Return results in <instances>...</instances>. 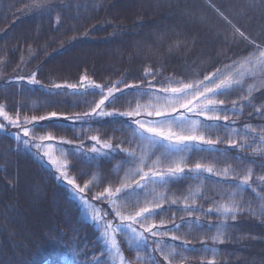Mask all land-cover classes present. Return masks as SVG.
Returning a JSON list of instances; mask_svg holds the SVG:
<instances>
[{
    "label": "trees",
    "instance_id": "trees-1",
    "mask_svg": "<svg viewBox=\"0 0 264 264\" xmlns=\"http://www.w3.org/2000/svg\"><path fill=\"white\" fill-rule=\"evenodd\" d=\"M37 4L40 7H37ZM239 29L248 40L236 32ZM253 41L254 43H249ZM264 47V0H0V104L10 116L19 114L20 128L6 125L0 131V264H62L63 256L70 254L76 264H110L111 257L105 253L102 231L90 220L85 206L72 195V185L55 171L37 150L18 143L15 136L23 137L24 119L49 116L38 120L35 136L51 133L56 137L45 144L53 145V154L60 151L67 155L68 176L83 187L93 174L99 182L90 185L79 196L107 212L106 220L120 223L105 199H93L111 185H120L127 170L121 166L127 156L119 149L112 158L98 157L88 162L76 149L92 155L91 147L99 145L91 140L98 136L101 141H110L115 147L129 148L131 134L128 118L95 117L71 123L77 115L91 111L102 98L93 94L98 89L88 88V81L100 84L105 90L119 82V99L106 101V111L123 112L150 98L131 95L140 85L146 91L148 85L159 87L167 78L190 81L203 80L205 75L223 69L225 65L243 60L254 51L255 45ZM226 70V69H225ZM146 72L150 75L146 76ZM38 83L30 84L32 77ZM81 77H86L84 87ZM23 78V79H21ZM77 85L55 88L54 85ZM257 89L251 103L240 101L243 109L239 115H229L225 122L205 121L213 130L208 134L221 139L214 146H203L202 152L192 151L185 166L186 176L192 175L189 168L200 162L222 172L229 168L235 178L224 179L209 173H201V179L182 178L165 187L156 188L147 199L163 193L166 196L162 207L150 221L167 235L148 237L150 247L130 250L123 233L117 234L120 251L127 264H141L136 260L144 257L143 264H264V215H250L248 205L259 213L261 202L250 188L237 193V200L244 206L235 220L224 224L223 242L213 241L216 225L222 223L210 207L227 202L235 189L228 185L239 183L240 177L251 168L253 180L264 176V154H255L253 148L264 129V77L247 79ZM87 89V91H86ZM161 95H163L161 93ZM241 95V90L220 96L225 100L221 108L231 109L232 101ZM261 107L257 113L256 108ZM64 117H68L65 120ZM152 119L146 115L139 117ZM246 125L256 129L249 132ZM131 127H136L131 124ZM226 128H236L240 135L229 136ZM247 133L248 139L243 135ZM61 139L71 143H60ZM237 142L229 146L228 140ZM38 141L33 139L32 143ZM240 144L248 145L247 150ZM135 147V143L131 145ZM159 153H157L158 155ZM155 159V156L152 157ZM151 163V161H149ZM147 170V169H145ZM138 179V177H137ZM134 185V182H132ZM200 188L196 204L188 201L192 215L184 211L183 198ZM264 195V187L258 189ZM178 202L173 204L171 201ZM135 203V200L133 201ZM139 206L145 205L143 190H140ZM139 207H127L126 214H134ZM165 223L161 226V221ZM199 220V225L196 221ZM175 225H181L177 230ZM143 232L140 224L134 225ZM172 235L179 237L173 241ZM176 247L178 255L165 261L156 250V241ZM212 249H216L215 253Z\"/></svg>",
    "mask_w": 264,
    "mask_h": 264
},
{
    "label": "snow or ice",
    "instance_id": "snow-or-ice-1",
    "mask_svg": "<svg viewBox=\"0 0 264 264\" xmlns=\"http://www.w3.org/2000/svg\"><path fill=\"white\" fill-rule=\"evenodd\" d=\"M37 7H40V5L37 4ZM236 32L241 38L248 40V37L239 29H236ZM249 43L254 42L249 41ZM147 75H150V73L146 72ZM258 77H264V47L256 44L254 51L249 53L238 64L233 62L232 64L225 65L223 69H217L215 72L205 75L203 80L195 79L186 82L184 80L177 81L167 78L166 82L159 87L149 82L148 88H154L155 91H146L140 85H126L127 88L136 89V92L131 95L140 98L148 96L150 100L148 103L142 104L138 99L134 108L131 107V102L129 101V110L123 112L105 110L106 101L112 103L119 99L116 95L118 92L123 93V89L117 87L119 82L114 83L112 87L105 90L102 85L88 81V88L98 89L99 91L93 94L101 95L102 98L91 111L85 112L83 115H77L71 120V123L75 124L83 121L85 118L91 119L95 117L120 116L128 118V129L131 134L129 148H123L119 144L113 147L110 141H101L98 136H91L90 139L95 141L96 145H99V147H91L90 152L92 155L82 152L83 146L75 150L76 153H79L88 162H92L98 157L110 159L117 149L124 152L127 156V159L121 161L114 169L118 174L121 166L127 167L124 176L120 180V185L115 188H112L110 185L98 196L93 197V199L103 198L107 201L116 219L120 221L118 224L111 220H106L107 212L102 213L100 209L88 202L84 197L78 195L88 189L90 185L98 183L99 177L93 174L89 181L83 187H80L75 183L74 179L68 176L69 161L67 155L63 151H60L59 156H55L53 154V145L44 143L45 141H53L56 137L51 133L35 136L36 124L34 122L57 117V113L53 112L49 116H33L30 120L25 117L24 124H31L32 128L24 127L22 135L23 137H29V139L22 140L20 134H16L15 138L18 143H23L26 147L31 145L37 150H42V155L47 158L48 163L59 173L57 179L63 177L67 184L72 185V195L80 200L85 206L90 220L102 230L100 235L105 245V253H102V255L107 254L111 257L110 264H127L123 253L120 251L117 240L118 233H123L130 250H143L150 247L148 237L144 233H148L149 236L153 237L168 234L167 231H159V226L154 223H145L157 214L154 208H161L166 199L163 193L153 196L151 200L147 199L151 194L148 192L149 186H152V192H155L156 188L165 187L174 180L182 178L201 179V173L204 172L220 176L224 179L235 178L236 174L231 172L229 168H225L222 172H217L214 167L206 166L200 162L195 163L194 167L189 168L188 172L192 173V175L186 176L185 166L187 165L188 154L190 152H202L206 150L203 146L207 145L211 147L222 142L219 136L213 139L208 135L213 129L209 125L202 123L199 117H203L205 121L215 123L222 118L227 122L230 114L239 115L244 106L240 101L251 103L253 93L257 90L254 84H248L247 88H245V81L247 79L255 80ZM86 79V77H81V87H84ZM28 83L33 84L38 83V81L33 76L28 80ZM54 87L77 89V85L57 84ZM237 89L241 90V95L232 101L231 109L218 107L225 103V100L218 97L227 96L230 92ZM256 112L260 113L261 107H257ZM144 115L155 118H139ZM0 118H3L12 127H22L19 114L13 118L2 104H0ZM64 119L68 120L69 118L64 117ZM131 124H135L136 127H131ZM5 127L6 125L0 124V131H3ZM246 128L249 132L256 131L250 125H246ZM226 132L229 136L240 135L236 128H226ZM260 132L258 141L255 137L251 138L256 143V147L252 150L258 155L264 154V129H261ZM243 135L248 139L247 133ZM33 139L38 142L33 144ZM59 142L71 143V141L64 139H61ZM133 143H135V147H131ZM228 143L231 147L237 146L235 140L229 139ZM239 147L247 150L248 145L240 144ZM157 153L159 154L157 155ZM153 156H155V159H152ZM253 175L252 169H247L240 177L238 184L228 185V187H232L235 190L228 195L227 202L221 203L215 208L210 207L207 210L208 213L215 212L217 218L222 221L220 225H216L217 232L213 237L214 242H223L226 235L224 224L229 219L235 220L237 214L244 211V206L238 202L236 197L237 193L244 191L245 188H250L252 192L256 193L258 200L261 202L259 213L253 210L251 203H249V214L253 216L257 214L264 215V195L258 191L259 188L264 187V176L256 177L258 183L254 187L250 183L253 180ZM132 182H134V185ZM140 190H143L145 198L146 206L143 207L139 206ZM199 196L200 188H197L194 192L183 198L184 211L188 215H192L188 201L191 200V205H195L196 199ZM134 200L135 203L133 202ZM177 202L176 199L171 201L173 204ZM127 207H139V210L135 211L134 214H126L124 209ZM164 223L165 221L162 220L161 226ZM136 224H140L143 227V232L137 230L134 226ZM196 224L199 225V220L196 221ZM180 227L181 225H175L177 230ZM178 238L176 235L171 236L173 241ZM155 243L156 250L161 252L165 261H171L178 255L175 246L166 245L162 240H158ZM216 251V249H212L213 253ZM147 259L151 261V264H155V257L149 255ZM136 260L143 264L144 257L138 255ZM97 264H99V261H97ZM209 264H213V261L210 260Z\"/></svg>",
    "mask_w": 264,
    "mask_h": 264
},
{
    "label": "rangeland",
    "instance_id": "rangeland-1",
    "mask_svg": "<svg viewBox=\"0 0 264 264\" xmlns=\"http://www.w3.org/2000/svg\"><path fill=\"white\" fill-rule=\"evenodd\" d=\"M63 258L64 259H61L62 264H76V262H78V261L73 262L72 260H70L71 258L70 254L67 256H63Z\"/></svg>",
    "mask_w": 264,
    "mask_h": 264
}]
</instances>
